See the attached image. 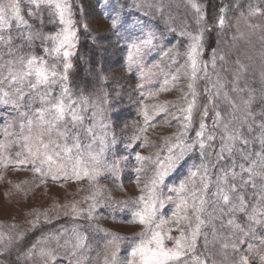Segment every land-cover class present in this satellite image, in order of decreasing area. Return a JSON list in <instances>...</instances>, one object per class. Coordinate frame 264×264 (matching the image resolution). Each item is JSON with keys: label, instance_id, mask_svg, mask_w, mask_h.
Returning <instances> with one entry per match:
<instances>
[{"label": "rangeland", "instance_id": "rangeland-1", "mask_svg": "<svg viewBox=\"0 0 264 264\" xmlns=\"http://www.w3.org/2000/svg\"><path fill=\"white\" fill-rule=\"evenodd\" d=\"M195 2L204 6L206 19L210 23L211 16L215 17L214 25L220 15L217 10L222 4L227 5L230 14L227 17L225 15L223 28L216 25L213 32L204 34L201 60L207 64V75L203 70L197 74L193 88L196 93V107L191 126L187 130L186 142L196 138L205 105L208 106V114L203 118V122L207 125V130L216 136L210 151L219 152L221 137L225 135L223 130L225 123L229 124L230 131L233 128L240 129L248 140L247 146L241 142L236 144V148L238 146V149H245L243 153L236 151L234 157H229L225 153V159L220 161L217 167L210 169L208 191L211 194L216 190L217 177L222 174L220 169L229 168L233 158L237 164L244 163L246 167L251 161H257L258 172L259 164L264 163L255 155L258 152L264 153V145L261 144L264 128L260 127L264 123V116L261 115L264 113V0H195ZM26 3L27 0H22V8ZM72 4L74 19L77 21L78 39L74 41L76 43L74 54L68 59L72 65L80 42L88 41L97 49L101 58L99 71L101 74L103 72L102 81L99 82L101 93L98 95L90 94L85 97L82 95L81 98H77L76 94L73 98L67 83L72 67L65 73V60L62 55L57 57L55 53L49 55L46 52V49L53 48L54 44L43 39V36L55 35L61 30L63 26L59 24L58 19L50 22L54 18L45 14L44 23L40 27L43 36L31 41L20 37L19 33L22 30L16 28L15 22L10 29L0 32L5 41L9 36L12 37L10 44L0 43V81H3L0 87L10 92L14 88L23 87L26 92L30 91L33 97L31 108L21 110L32 116L35 109L42 107L39 97L46 88H50L51 100L54 103L61 96L62 89L66 87L68 96L65 102L67 103L69 98L75 101L77 110L84 117L82 123L75 127L70 117H65L66 123L60 126L61 131L65 128L68 130L65 137L58 136L55 130L52 131L50 139L53 143L47 150L52 156V161L43 166L42 173H36L33 171L31 158L28 157V147L22 139V136L29 133L27 128L22 133L19 127L21 120L25 118L10 106L0 105V145H3L0 147V235L4 236V243H8L9 237L12 241L9 249L0 248V253H7L6 258H0V264H105L106 259L111 261L113 253L116 254L115 264H127L128 254L132 246L139 242L138 234L144 231V228L138 223L127 222L131 219L132 209L130 205L126 207L124 202L136 200L142 194L141 188L153 174L151 160L138 162L137 153L141 157H151L153 160L158 151L163 156L166 151L165 138L178 133L182 123L172 120L171 116L165 113L159 115L154 113L159 106H166L170 112L177 113L178 108L187 107L185 97L188 100L192 99L188 88L191 82L190 70L189 76L184 75V69H181L178 73L180 78L177 81L171 79V75L177 74V69L186 60L184 52L189 41L181 36L180 32L197 30L194 10L188 0H72ZM24 14L22 11V15ZM117 14L120 17L118 34L110 29L108 19V15ZM85 23L88 25L87 31L82 26ZM150 36L151 46L143 50L144 54L137 58V63L129 69L127 61L129 48L133 43H139ZM213 50L216 55L215 67L211 63ZM32 57L43 58L50 69L55 66L59 75L66 74L67 80L57 78L55 84L41 85L38 89L29 90V82H35V77L32 76L23 85L15 84L9 87L7 80L4 79L9 70L25 71L27 60ZM174 60L177 63H173ZM83 61L85 64L87 60ZM142 72L146 74L144 79H141ZM86 78L93 82L87 74ZM218 79L224 85L219 97L215 95L216 89L213 87L217 85ZM140 84H144V87H138ZM161 87L169 90L160 91ZM234 87L237 90L234 91ZM206 89L209 91L206 92ZM224 92L235 102V109L224 99ZM25 99L27 101V96ZM249 99L247 110L252 116L245 120L244 101ZM145 111L150 116L154 115L150 121L154 126L145 125L143 115ZM216 112L221 113V118L219 126L213 127ZM89 128L92 129L91 133L86 131ZM141 129L146 130L141 132ZM41 131L39 127L33 128L29 144L33 150L38 146L36 137ZM75 136L79 137V151L74 148L70 154L65 153L62 146L65 144L71 146ZM136 136H139V139H134ZM43 139L45 143L49 142L48 135ZM41 151L44 149L41 148ZM17 153L21 155L18 156ZM196 153L199 154L198 151ZM242 155L247 156V161L241 158ZM26 157H28L26 163H19ZM210 159L215 161V155L213 154ZM201 162L200 156L196 160L193 159L190 168L193 165L199 166ZM93 169L100 173L95 179L83 176L84 170L91 172ZM137 169L142 170L139 175ZM77 171L81 173L82 178H76ZM236 171H239V168ZM179 176L178 168L165 178V185H178L187 175L181 179ZM260 191L259 178L256 180L255 189L248 186L241 190V194L248 201L249 212L252 205L258 204L254 193ZM93 195L99 203L93 212L94 218L89 220L86 212L89 205L94 202L89 199ZM164 195L175 197V194L168 192L166 188ZM210 199L214 201L215 197L210 196ZM73 204L78 210H84L75 218L71 207ZM219 206L224 207L222 203ZM206 207L213 216L212 223H206L202 227V233L207 235V246L205 236L202 234L197 239L195 251L184 257L185 264H197L193 257L207 259V264H233L237 259L233 255V250L230 247L223 249V239H214L213 236V228L221 237L228 236L231 229L227 226V220L230 216L221 217L218 210L211 206ZM258 207L264 209V200L259 201ZM174 210L175 202H165L159 215L169 220L166 226L171 229L169 235L177 237L179 231L172 217ZM38 213L40 227L32 229L29 222L36 220ZM44 214H47L52 223L44 222ZM235 219L244 224L246 216L244 213H236ZM192 223L194 226L195 221ZM221 223L225 226L221 227ZM180 227H184L187 232L185 221H181ZM255 231L257 238L249 239L254 245V251L249 254L250 264H259V255L264 254V245L260 243V238H264V227L257 226ZM74 232L86 237V247L78 250L75 255L72 254V245L76 243ZM21 233L25 234V238L17 242V237ZM55 236H59V246L57 240L52 238ZM114 236L123 239L114 240ZM41 237L44 242L38 245L29 257L27 249ZM66 240H70L71 244L65 245ZM165 243L168 247L173 246L172 240H166ZM246 247L247 245H244V248ZM40 248L51 249L55 259L47 257L42 259L39 256Z\"/></svg>", "mask_w": 264, "mask_h": 264}, {"label": "snow or ice", "instance_id": "snow-or-ice-1", "mask_svg": "<svg viewBox=\"0 0 264 264\" xmlns=\"http://www.w3.org/2000/svg\"><path fill=\"white\" fill-rule=\"evenodd\" d=\"M191 8L194 10V21L197 26L195 32H190L187 30H182L180 35L188 39V44L186 45L184 56L186 57L185 63L180 65L177 69V74H172L171 79L177 81L180 77L181 69H184V75L189 76L190 70V83L188 88L191 92L192 99L188 100L187 97L184 100L187 103V107H182L177 109V113H172L166 106H159L154 115H159L160 113H165L170 115L172 120L181 121L182 127L180 131L174 134L172 137L165 138V148L166 151L163 156L158 151L156 157L153 160L151 157H141L137 153V161L144 162L145 160H151L153 165V174L151 179L144 184L141 188V195L134 201L124 202L125 206H131V219L127 221L128 223H138L143 226L144 231L139 233V242L135 243L127 259V264H185L184 257L188 256L189 253H193L196 249L197 239L202 234L205 236V246H207V235L202 233V227L206 223H212L213 216L209 212V208L206 206H211L214 210H218L221 217L224 215L230 216L227 220V226L231 229L227 237H221L217 234L215 228H213L214 239H223L222 248L228 249L229 247L233 250V255L237 257L233 264H250L249 254L254 251V245L249 242L250 238L256 237V227H264V209L258 207L259 201L264 200V163H260V171L256 170L258 162L253 160L246 167L244 163L237 164L236 160L233 158L231 166L226 169H220L222 173L217 177L216 180V190L209 194L210 180L209 172L211 168L218 166L219 162L225 159V153L229 157L233 156V152L239 151L244 152V148L237 149V142H241L244 146H247L248 140L244 137L243 132L238 128H233L229 130V124L225 123L223 125V130L225 135L221 137L222 144L220 146L219 152L213 153L210 151L213 148V142L216 139L214 133L207 130V125L203 122V118L208 114V106L205 105L202 120L199 126V131L196 132V138L191 142H186L187 130L191 126L193 111L196 107V93L193 90L195 81L197 79V74L201 70L207 75V64L201 60L204 48V34L206 32H211L213 27L218 25L220 28L224 27L225 24V13L227 11V5H221L218 8L220 13L216 20V25L210 23L206 19L205 8L203 5L198 4L195 0H188ZM101 7L103 5L101 4ZM22 11L25 13L22 15ZM47 14L51 19L50 22H58L63 27L55 35L43 36L40 31V27L44 23V17ZM255 14V13H253ZM25 15L27 18H25ZM102 15H106L102 13ZM110 20V29L115 30L118 34V25L120 22V17L108 15ZM13 22L18 29H21L19 35L25 40H34L36 38L52 41L54 47L51 49H46V52L51 55L55 53L57 57L61 56L64 58V69L65 73L68 68L72 67L69 57L74 53L73 50L76 48L77 37V21L74 19L73 4L72 0H27V3L23 5L22 0H7L3 2L0 0V32L5 29H10ZM84 30H88V25L85 23L82 25ZM174 30V29H173ZM12 37L9 36L7 41L3 35H0V43H11ZM152 44L151 36L148 39L141 40L139 43H133L128 51L127 61L129 69L132 68L134 64L137 63V58L143 55V50L149 48ZM223 59V57H220ZM216 55L215 50H213L212 65L215 67ZM177 63V61H173ZM158 67V65L156 66ZM34 76L35 82H29V90L38 89L41 85L50 86L57 82V78L60 80H67V75H59L55 66L51 69L48 67L47 61L43 58L32 57L27 60L26 70L23 72H14L12 69L9 70L8 75L4 78L8 82V86L12 87L15 84H21L28 80V78ZM145 73H141V79H144ZM168 81H165L167 84ZM3 84V81H0ZM218 85V87H217ZM217 85H213L216 89L215 95L219 97L224 85L217 80ZM138 87L143 88L144 84L138 85ZM169 90L166 87H161L160 91ZM234 91L237 90L235 87ZM206 92L209 90L206 89ZM243 91V89H239ZM156 93H150V95H155ZM27 96V101H26ZM68 96V90L65 87L62 89L61 96L55 100L53 103L51 100L50 88H46L45 92L40 95L39 99L41 101L42 107L35 109L32 116H29L27 111H22L24 108H31V103L33 97L29 92H26L23 87L14 88L11 92L6 90L4 87H0V105L5 107H11L15 110L21 117L25 119L21 120L19 127L20 131L23 133L27 128L29 135L22 136L25 146L28 147V157L31 158L33 164V171L36 173L43 172V166L52 161V156L48 154V148L51 143L50 139L53 130L56 131L58 136L65 137L68 134L67 128L63 131L60 130V126L65 122V117L69 116L70 120L75 127L77 124L82 123L84 117L77 110L76 102L68 99L65 102V98ZM225 100L231 103L233 109L236 108L235 102L232 101L226 92L223 93ZM211 102V96L209 97ZM246 111L245 120L252 113L247 110L250 104V99L244 101ZM145 125L154 126L150 121L154 118L150 116L147 111L143 113ZM264 116V113L261 114ZM51 117L50 119L48 117ZM34 117V118H33ZM216 119L213 122V127L219 126V121L221 118V113L216 112ZM171 123V121H167ZM243 125H241L242 127ZM34 127H39L42 131L36 137L38 141V146L35 150L29 146L32 136L31 133ZM264 128V123L260 125ZM146 129H141L143 132ZM88 133L92 132L89 128L86 130ZM7 134V128H5ZM48 135L49 142H44V136ZM134 139H139V136L134 137ZM74 143L71 146L67 144L62 146L65 153H71L75 148L77 151L80 149L79 137H73ZM261 144L264 145V138L261 139ZM3 147V145H0ZM56 147H61L56 145ZM41 148L44 151H41ZM199 152L201 157V164L199 166L193 165L192 168L188 169L187 176L180 181L178 185L166 186L164 181L165 178L182 165L186 163V158L193 152ZM215 155V161L210 159L212 155ZM17 155H21L17 153ZM59 155V153H57ZM256 156L260 157V161H264V153H255ZM28 157L25 160L19 161V163L24 164L27 162ZM241 158L247 161V156L242 155ZM95 159V157H93ZM193 168L195 170H193ZM239 168V171L236 169ZM137 174L141 173V169H137ZM245 174L247 177L245 178ZM100 175L99 171L93 169L91 172L84 170L83 176H87L89 179H95ZM76 178H82L79 171L76 172ZM197 178L199 180L197 181ZM257 178L261 181V191L259 193H254L256 196L258 204L252 205L251 211H248V201L245 200L241 190L248 186L253 189L256 188ZM139 183V181H137ZM167 189L168 192L174 193L175 197L172 195H164V190ZM210 196L215 197L213 201ZM94 202L89 205L86 212L87 218L89 220L93 219V212L98 206L95 195L90 197ZM165 202H175V210L172 213L173 223H175L177 230L179 231V236L172 237L169 235L171 229L166 226L169 224V220L164 219L159 215L160 209L163 208ZM222 203L224 207L219 205ZM72 213L74 218L83 213L84 210H78L73 204ZM191 213V215H189ZM236 213H244L246 220L244 224L237 222L235 219ZM45 215V223H52V220ZM67 215V213H65ZM40 214L36 215V220L29 222L32 229H37L40 227L39 224ZM195 221L193 226L192 221ZM181 221L186 222L187 232L184 227H180ZM225 225L221 223V227ZM25 234L21 233L17 237V242L23 241ZM57 240L59 246V236L52 237ZM74 239L76 243L72 245V254L75 255L80 249L86 247L85 241L86 237L74 232ZM114 240L123 239L121 237H113ZM166 240H172L173 246L168 247L165 243ZM43 238H37L36 242L31 244L27 249V255L32 256L34 250L37 246L43 243ZM11 238H8V243H4V236L0 235V248L9 249L11 246ZM260 243L264 245V238H260ZM71 244L70 240L65 241V245ZM244 245H247L244 248ZM118 247V245H117ZM244 249L243 251L241 249ZM248 253V254H245ZM39 256L43 259L47 257L49 259H55L53 251L51 249L40 248ZM197 260V264H207V259L200 260L198 257H193ZM116 254L113 253L111 261L105 260V264H115ZM259 264H264V254L259 255Z\"/></svg>", "mask_w": 264, "mask_h": 264}, {"label": "trees", "instance_id": "trees-1", "mask_svg": "<svg viewBox=\"0 0 264 264\" xmlns=\"http://www.w3.org/2000/svg\"><path fill=\"white\" fill-rule=\"evenodd\" d=\"M242 5L241 2H238V4ZM218 11V10H217ZM230 10H228L225 13L226 17L230 14ZM212 19L210 20L213 23V18L214 16H211ZM213 32V30H212ZM79 50L77 52V56L75 58V61L72 64V70L69 73L68 77V89L69 93L73 98H75V95L77 94V98H81L82 95L85 97L86 95H98L101 93L99 82L102 81V76L103 72L99 71V68L101 66V58L98 56L97 49L91 46L88 41L86 42H80ZM86 61V65L84 64L83 60ZM100 64V65H99ZM87 69V72H86ZM106 70V69H105ZM85 74V75H84ZM89 77L90 79L93 80L90 81L89 79L86 78ZM96 79V80H95ZM111 87V85H109ZM82 93V94H81ZM79 95V96H78ZM238 149V146H237ZM236 153L234 150L233 154ZM200 155L197 154L196 152H193L190 157L186 160V163L182 165L179 168V179L185 177L187 175L188 169L191 166L192 160H196ZM234 157V156H232ZM192 158V159H191ZM7 253H0V258H6ZM14 257V256H12ZM11 261L13 262V258H11ZM18 264V263H16Z\"/></svg>", "mask_w": 264, "mask_h": 264}]
</instances>
